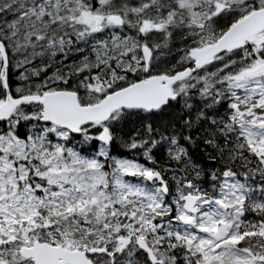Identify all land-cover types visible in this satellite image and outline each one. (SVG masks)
I'll use <instances>...</instances> for the list:
<instances>
[{"label":"snow or ice","instance_id":"snow-or-ice-1","mask_svg":"<svg viewBox=\"0 0 264 264\" xmlns=\"http://www.w3.org/2000/svg\"><path fill=\"white\" fill-rule=\"evenodd\" d=\"M0 264H264V0H0Z\"/></svg>","mask_w":264,"mask_h":264}]
</instances>
